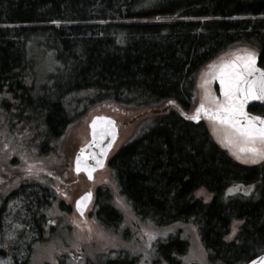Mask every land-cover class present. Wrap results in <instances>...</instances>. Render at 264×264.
<instances>
[{"label": "trees", "instance_id": "1", "mask_svg": "<svg viewBox=\"0 0 264 264\" xmlns=\"http://www.w3.org/2000/svg\"><path fill=\"white\" fill-rule=\"evenodd\" d=\"M240 48L264 69V0H0V106L11 115L0 129L35 125L46 149L83 107L115 103L144 113L106 163L131 214L156 227L189 224L211 262L244 264L264 252V162L233 159L204 119L185 112L201 67ZM247 110L264 115L259 103ZM236 184L253 190L230 194ZM201 189L208 200L195 194ZM9 196L23 199L22 223L34 228L52 192L33 183ZM93 211L101 227L118 231L123 217L108 187L97 188ZM169 236L159 259L181 264L187 242ZM112 254L97 264H137L131 253Z\"/></svg>", "mask_w": 264, "mask_h": 264}, {"label": "rangeland", "instance_id": "2", "mask_svg": "<svg viewBox=\"0 0 264 264\" xmlns=\"http://www.w3.org/2000/svg\"><path fill=\"white\" fill-rule=\"evenodd\" d=\"M54 23L57 25L60 22ZM238 50L242 52L243 49ZM236 53L234 51L226 52L201 67L194 78L193 103L185 111L186 114L193 115L204 99V79L210 80L207 87L211 94L219 97L214 88L208 66L218 65L221 60L231 59ZM204 102L206 106L209 104L208 101ZM0 111L2 112L0 118L9 123L11 115L8 113V109L0 106ZM139 112L133 108L115 103H102L83 107L73 115L64 132L51 142L46 149H43L40 145L39 141L41 140L37 135L35 125L32 129H20L18 131L1 127L0 206L6 200L8 193L19 185L27 183H34V186L39 184L49 187L55 197L46 216V221L50 222L53 227L44 224L45 228L40 234L35 232V227L33 231V226L30 223L26 224L30 226H24L22 223L26 221L23 213L25 211L19 208L23 203V199L20 197L18 199L9 198L6 201L2 217V234L0 235V248L5 249L6 254L0 258V264L20 263L26 257L27 264H85L87 261L97 264L106 255L111 253L118 255L122 252L131 253L137 264H166L163 259H159L160 253L157 249L159 245L167 241L172 233L178 234L187 242L183 255L179 257L181 264H216L208 259V255L201 246L193 226L180 224L169 227H156L150 223L137 221L119 195L111 171L106 166L95 175L93 181H87L82 175L72 172L73 153L88 138L87 123L91 116L107 114L116 119L119 131L116 144L114 148L112 147L115 150L137 133V128L144 118V113L139 114ZM30 115L35 116L31 112ZM202 118L215 142L226 150L227 154L233 159L244 163L242 160L236 159L232 151L217 140L212 132L210 122L203 114H201ZM23 124L21 122L20 126L23 127ZM146 126V124L141 126L140 130ZM68 174L69 178H67ZM65 180L68 184L65 183ZM96 186L110 189L112 204L122 213L123 221L118 231L101 227L97 223L94 213L90 211L87 215L85 214V217L80 218L71 210L73 202L79 194L85 190H92ZM229 189H233L232 192L228 191L230 194L242 192L248 195L251 189L253 190V186L236 184ZM201 196L205 197V201L209 199V196L205 193ZM64 204H69V212L61 209L65 206ZM36 220L37 222L40 221L39 214ZM232 225L229 235L234 237ZM149 234L154 235L155 239H150Z\"/></svg>", "mask_w": 264, "mask_h": 264}, {"label": "snow or ice", "instance_id": "3", "mask_svg": "<svg viewBox=\"0 0 264 264\" xmlns=\"http://www.w3.org/2000/svg\"><path fill=\"white\" fill-rule=\"evenodd\" d=\"M212 80H218L220 84V96L211 94L207 85L209 79H204V99L196 108L195 113L187 119L199 121L201 114L210 122L212 132L217 140L230 151L238 160L244 163H259L264 161V116L251 115L245 110L246 104L251 100L264 101V69L257 67L256 54L249 49L238 50L231 59L221 60L216 65H209ZM204 101H208L206 106ZM169 103H174L169 101ZM106 118L96 117L93 119L92 140L85 147H100V141L105 136L115 138L113 122L106 120L99 125L97 121H105ZM110 146V144H109ZM107 154V148H101V156ZM89 156L96 161L97 167H103V159L97 158L96 153L85 155L84 148L75 161L76 172L81 171L82 160L86 161ZM89 179L92 178V169L85 165ZM233 189H229L232 192ZM203 194V189L196 193L197 196ZM91 192L85 193L76 202L77 209L83 214L85 202L90 200ZM236 221L232 225V233L235 234ZM164 235V234H161ZM150 239H155L149 234ZM231 235L225 239H231ZM250 264H264V256H259L251 260Z\"/></svg>", "mask_w": 264, "mask_h": 264}, {"label": "water", "instance_id": "4", "mask_svg": "<svg viewBox=\"0 0 264 264\" xmlns=\"http://www.w3.org/2000/svg\"><path fill=\"white\" fill-rule=\"evenodd\" d=\"M261 69H262V68H261ZM217 82H218V85L220 86L218 80H217ZM221 98H222V97H221ZM252 102H259V103H261V104H264V101H260V100H251V101H249V102L246 104V106H248V105H249L250 103H252ZM246 106H245V108H246ZM96 117L106 118V120H111V121L113 122L114 130H115V138L113 139L111 136H105L104 139H103L102 141H100V147H96V146L85 147V145H87L88 142L92 140V135H91V133H92V128H91V124H92L93 119L96 118ZM106 120H105V121H97V124L99 125V124L102 123V122H106ZM87 127H88V141H87L86 143H84L82 146H80V147L76 150V152H75V154H74V156H73L72 165H73V170H74L75 173H78V172H76V170H75V161H76V157H77V155L80 154V150H81V148H84V152H85V155H86V156H88L89 153H96V154H97V158H102V159H103V166H104V163H105L106 157H107L109 151L111 150V148H112L114 142L116 141V137H117V133H118V127H117V125H116V122H115L114 118H112L110 115H107V114H95V115L91 116V118L89 119V121H88V123H87ZM109 144H110V146H109ZM105 147L107 148V154L104 155V156H101V155H100V153H101V148H105ZM85 165L90 166L92 169H94V170L92 171V178H93V174H94V172H96L97 170H99V169L102 168V167H97V166H96V161H95L94 159H92L90 156H89V158H88L86 161H83V160H82V163H81V171H80V172H82L88 180H92V178L89 179L87 172L84 170ZM88 192H91V191H87V192H85V193H88ZM85 193H83V194H81L80 196H78V197L76 198L75 202H74L75 210H76V211L78 212V214H80V215H82V214H81V212L77 209L76 202H77V200L80 199V197L84 196ZM91 198H92V192H91ZM91 198H90V200H88V201L85 202V206H84L83 212H84V211L86 210V208L88 207V205H89V203H90V201H91ZM259 256H264V253H261V254L255 256V257H253V258L250 259L246 264H250L251 260L256 259V258L259 257Z\"/></svg>", "mask_w": 264, "mask_h": 264}, {"label": "flooded vegetation", "instance_id": "5", "mask_svg": "<svg viewBox=\"0 0 264 264\" xmlns=\"http://www.w3.org/2000/svg\"><path fill=\"white\" fill-rule=\"evenodd\" d=\"M245 110L249 113V111L247 110V107L245 108ZM251 114V113H250ZM251 115H254V114H251ZM188 116H190V115H188ZM256 116H264V115H256ZM71 168H72V172H74V170H73V165H72V163H71ZM103 170V168L102 169H100V170H98V171H96L95 172V174H94V177H93V180H94V178H95V175L97 174V173H99V172H101ZM75 174H80V175H82L83 177H84V175H83V173H81V172H79V173H75ZM67 178H69V174H68V177ZM84 179L86 180V178L84 177ZM92 180V181H93ZM96 180H98V179H96ZM100 180V179H99ZM102 180V179H101ZM100 180V181H101ZM97 182H99V181H97ZM65 183L66 184H68V182L65 180ZM28 184V183H27ZM33 184V183H32ZM37 185H39V184H37ZM17 188H19V186L18 187H16L14 190H12L10 193H12L13 191H15ZM97 186L95 187V188H92V190L91 191H93V196H94V199H93V203H94V200H95V193H96V190H97ZM85 191H87V190H85ZM84 191V192H85ZM10 193H8L7 194V197H6V200L3 202V204L0 206V215H1V217H0V235L2 234V227H3V220H2V217H3V213H4V204H6V201L7 200H9V198H10ZM83 193V192H82ZM54 193L52 192V197L50 198V200L48 201V203L51 205L52 204V200L54 199ZM93 203L91 202V204L89 205V207H88V209L84 212V214H82V215H80V214H78L76 211H75V209H74V202H73V208H71V210H72V212H74V213H76L77 215H78V217H80V218H83V217H85L88 213H89V211L90 212H92V206H93ZM65 206L62 208L61 207V209L63 210V211H67V212H69V204H64ZM48 206V205H47ZM45 208V207H44ZM43 208V209H44ZM43 209H41V210H39L41 213L42 212H44V214H45V216L47 215V213L49 212V210L51 209V206H49L45 211H43ZM41 213H39V217L41 218ZM86 214V215H85ZM39 224H37V226H35V227H37V229L35 228V232L37 233V234H40L43 230H44V228H45V226L42 224V222H41V220L38 222ZM45 225H48L49 227H53V225H51L50 224V222H48V221H46V224ZM52 230V229H51ZM33 231H34V228H33ZM6 250L5 249H3V248H0V258L3 256V255H5L6 253Z\"/></svg>", "mask_w": 264, "mask_h": 264}]
</instances>
